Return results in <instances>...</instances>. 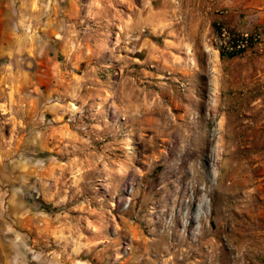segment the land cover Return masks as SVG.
I'll return each instance as SVG.
<instances>
[{"label":"rangeland","instance_id":"rangeland-1","mask_svg":"<svg viewBox=\"0 0 264 264\" xmlns=\"http://www.w3.org/2000/svg\"><path fill=\"white\" fill-rule=\"evenodd\" d=\"M12 5L0 149L32 163L38 214L19 262L264 264V0H71L39 56Z\"/></svg>","mask_w":264,"mask_h":264},{"label":"crops","instance_id":"crops-1","mask_svg":"<svg viewBox=\"0 0 264 264\" xmlns=\"http://www.w3.org/2000/svg\"><path fill=\"white\" fill-rule=\"evenodd\" d=\"M5 2L7 9L12 8V4H18L16 19L10 15L12 10H7V22L10 19L16 20L10 25H15L19 29L21 41H26L25 49L29 50L31 55L35 53L39 56V50L48 45L47 39L57 43L61 37L62 23L70 11L63 3H69L71 0H5ZM7 35L8 32L5 33V37H1L0 34V59L4 55H9L8 50H14L15 40L7 41ZM52 50V48L48 50L46 58L51 59L47 54H52ZM2 72L0 69V75L3 76L5 73ZM21 75L26 76L28 73L21 71ZM5 155L0 149V264H21L16 252L22 251L24 243H19L18 235H26L38 225V214L34 211L32 199L34 186L26 180L33 171L32 163L30 166L16 160L6 163Z\"/></svg>","mask_w":264,"mask_h":264},{"label":"built area","instance_id":"built-area-1","mask_svg":"<svg viewBox=\"0 0 264 264\" xmlns=\"http://www.w3.org/2000/svg\"><path fill=\"white\" fill-rule=\"evenodd\" d=\"M222 37L225 38L229 44L228 47H226V52L228 54L234 55V54H240L244 52L251 42V35L249 33H245L241 35V38L236 40L231 37V35L227 32L226 29H222ZM261 37L256 36L255 41L259 40Z\"/></svg>","mask_w":264,"mask_h":264},{"label":"trees","instance_id":"trees-1","mask_svg":"<svg viewBox=\"0 0 264 264\" xmlns=\"http://www.w3.org/2000/svg\"><path fill=\"white\" fill-rule=\"evenodd\" d=\"M252 38L253 37H251V40H252ZM230 56H232V57H234V56H236V54H234V55H230ZM220 57H221V59H226V54L224 53V52H220Z\"/></svg>","mask_w":264,"mask_h":264}]
</instances>
